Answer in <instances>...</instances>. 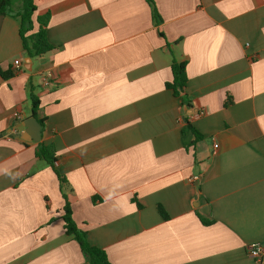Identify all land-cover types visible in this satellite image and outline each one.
<instances>
[{"label":"crops","instance_id":"0c3cea01","mask_svg":"<svg viewBox=\"0 0 264 264\" xmlns=\"http://www.w3.org/2000/svg\"><path fill=\"white\" fill-rule=\"evenodd\" d=\"M154 2L161 25L147 0H35L57 48L36 59L0 16V69L14 73L0 75V264H88L41 143L112 264H264L250 253L264 247V0ZM174 58L191 109L166 89ZM31 95L45 124L32 144L15 132L36 120Z\"/></svg>","mask_w":264,"mask_h":264},{"label":"trees","instance_id":"16d2710c","mask_svg":"<svg viewBox=\"0 0 264 264\" xmlns=\"http://www.w3.org/2000/svg\"><path fill=\"white\" fill-rule=\"evenodd\" d=\"M151 9L153 20L156 25H161L163 20L159 15L155 6L154 0H147ZM38 8L35 0H0V16L11 17L20 22V38L22 40L23 53L30 59L42 57L48 53L55 51L57 48L48 40V27L50 24V14L37 15ZM187 64L179 62L175 58L172 64L174 79L171 83L166 84V89L173 92L176 98L182 100V105L188 109L192 108L191 102L188 99L186 88L188 85V76L186 71ZM0 75L4 79H10L14 76L13 71L3 72L0 69ZM33 103V115L38 123L45 129L44 121L39 118L38 106L39 102L35 95H31ZM229 99L226 105H230ZM188 129L195 135L196 141H201L200 133L188 122ZM36 155L51 166L60 182V189L66 201L64 207V228L66 234L78 243L82 254L88 264H112L105 250L98 246H94L89 242L88 232L80 228L74 220L73 209L69 201L66 191L68 181L64 175H61L57 170L55 163L57 161L55 148L53 145L39 144ZM95 204L101 203V199H93ZM160 214L167 220V216L163 209L159 208ZM205 224H208L207 222Z\"/></svg>","mask_w":264,"mask_h":264},{"label":"water","instance_id":"95a60500","mask_svg":"<svg viewBox=\"0 0 264 264\" xmlns=\"http://www.w3.org/2000/svg\"><path fill=\"white\" fill-rule=\"evenodd\" d=\"M42 129V126L34 118H30L25 122H19L15 132L20 134L26 143L32 144L42 140Z\"/></svg>","mask_w":264,"mask_h":264},{"label":"built area","instance_id":"2783aa9c","mask_svg":"<svg viewBox=\"0 0 264 264\" xmlns=\"http://www.w3.org/2000/svg\"><path fill=\"white\" fill-rule=\"evenodd\" d=\"M13 66H14V70L19 72L23 68V63L21 60H16L13 64ZM41 78H42V85L45 89H51L55 86L56 80H55L52 73L45 72L42 74ZM55 166H57V163H55ZM263 252H264V247L260 243L253 244L250 247V253H251L252 257H254L255 259L260 260Z\"/></svg>","mask_w":264,"mask_h":264}]
</instances>
